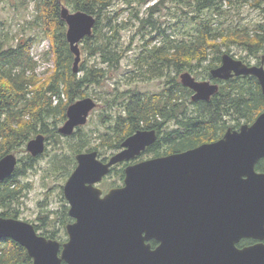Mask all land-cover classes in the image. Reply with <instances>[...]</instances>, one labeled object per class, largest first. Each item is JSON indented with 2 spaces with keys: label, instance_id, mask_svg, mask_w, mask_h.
Wrapping results in <instances>:
<instances>
[{
  "label": "water",
  "instance_id": "95a60500",
  "mask_svg": "<svg viewBox=\"0 0 264 264\" xmlns=\"http://www.w3.org/2000/svg\"><path fill=\"white\" fill-rule=\"evenodd\" d=\"M59 5L74 57L72 71L77 73L80 42L92 34L96 19L82 10L71 11L61 1ZM260 62L246 64L224 52L220 65L209 70L210 77L254 76L264 96V55ZM179 78L192 91V101H208L219 89L218 83L197 80L187 71ZM96 105L91 97L71 103L58 132L73 134L87 122ZM156 139L154 129H139L106 161L96 150L75 155L76 166L63 185L73 221L65 227L67 240L62 244L39 234L27 221L3 216L0 240L19 243L32 264H146L148 238L160 242L155 250L158 260L264 264V245L242 250L234 247L241 237L264 238V172L255 170L257 161L264 157V111L251 124L228 127L213 142L128 164L123 185L103 193L97 184L110 168L135 158ZM26 150L32 157L42 154L44 135L38 133L28 140ZM16 165L15 153L3 155L0 181L9 178ZM258 230L263 232L256 233Z\"/></svg>",
  "mask_w": 264,
  "mask_h": 264
},
{
  "label": "trees",
  "instance_id": "16d2710c",
  "mask_svg": "<svg viewBox=\"0 0 264 264\" xmlns=\"http://www.w3.org/2000/svg\"><path fill=\"white\" fill-rule=\"evenodd\" d=\"M24 1L29 3L28 0ZM32 1L35 14L31 21H27L29 24L26 28H37V32L24 35L15 44H10L7 33L0 28V158L6 153L22 150L34 133L48 135L50 130L46 119L58 115L59 121L65 119L66 107L75 99L84 98L86 87L98 84L107 77L108 71L119 68L125 54L121 31L129 25V20H119L122 12L128 11L130 17L140 23V28L153 27L152 14L163 2L155 0L145 8L147 16H140V9L153 0H123L127 7L119 9L112 17L108 9L114 0ZM59 1L71 11L82 10L96 19L92 34L81 40L80 50L98 61L90 66L81 63L77 73L72 71L74 57L65 36L66 24L60 18ZM175 1L187 4L192 9L193 14L187 19L190 24L188 37L169 38L155 27L157 36L163 37L161 44L154 43L157 37L152 35L136 59L140 71L134 76L162 80L160 90H118L112 99L108 98L107 104L113 107L119 100L120 109L102 134L100 145L74 147V155L92 150L99 155L101 151L98 149L102 145L118 150L122 141L139 129H154L157 133L156 141L143 153H152V157H157L180 152L218 140L228 127L238 129L242 124H251L264 111V96L256 77L246 75L219 80L211 79L209 73L211 68L220 65L222 53H230L233 46L240 47L247 56L261 60L264 55V19L253 24H224L228 11L223 9L222 3H234L237 7L250 4L264 11V0ZM46 39L49 41L47 54L52 59L53 69L46 78L38 79L33 73L27 75V71H33L35 65L30 56V47ZM239 59L249 64L242 57ZM170 69L175 72L173 77L165 73ZM184 71L194 77L202 74L204 79L218 83V91L208 101H192V91L177 79V75ZM62 95L66 99L64 103ZM53 97L59 99L58 104L53 105ZM52 132H56V129ZM27 159L34 161L30 155H27ZM75 163L73 160L74 166ZM124 166V163L112 166L109 174L113 173L123 180ZM60 168L64 169V166ZM255 169L264 171V159H259ZM20 170L16 165L13 174L0 181V208H4L0 216L17 217L9 208L20 196L21 184L17 179ZM115 184L119 186L115 181L110 183ZM106 186L108 188L109 185ZM72 221L68 215V205H65L61 221L63 234L54 228H45L40 234L62 244L67 240L65 227ZM33 225L36 230L40 228ZM0 264H32V259L19 243L12 239H1Z\"/></svg>",
  "mask_w": 264,
  "mask_h": 264
},
{
  "label": "rangeland",
  "instance_id": "374dc122",
  "mask_svg": "<svg viewBox=\"0 0 264 264\" xmlns=\"http://www.w3.org/2000/svg\"><path fill=\"white\" fill-rule=\"evenodd\" d=\"M28 1L29 3L27 4V1L24 0H0V28L7 33L10 44H15L24 35H33L37 32V28H26L29 24L27 21H31L35 14L34 2L32 0ZM162 1L158 6V10L152 14V23L155 25L153 27L148 25L145 28H140V23L134 17H130L131 15H129L128 11L122 12L119 16V20H129V25L121 31V42L125 54L120 61L118 69L108 71L107 77L98 84L85 88L86 95L83 97H91L97 103L96 107L90 112L87 122L80 126L79 130L76 128L74 134L66 136L58 132V127L64 123L66 117L59 121V115L58 117L52 116L45 120L49 124L50 131L47 133L48 135L41 133L45 137V150L42 154L34 157V161L30 162L27 159V155H30V153L26 150L28 141L23 145L22 150L14 152L18 160L17 166L21 169L20 174L17 176L21 189L20 196L10 204L9 210L11 213H16L17 217L14 218L39 225L40 228L36 230L38 233L44 232L45 228H54L59 234H63L64 230H62L61 226L62 215L64 206L68 205L63 195V185L76 166V163L75 166L73 165L75 155L72 150L74 147H79L83 144L86 145V148L100 145L102 134L107 130L110 122L114 120L116 113L120 109L118 107L119 100L113 107H109L107 104L108 98L112 99L118 90L125 91L134 88L148 92L160 90L162 86L160 82L162 80L157 78L147 80L134 76L140 71L136 59L143 49V45L152 35L157 37L154 43L157 45L161 44L163 37L157 36L155 27L157 29L160 28L159 30L164 32L166 37L168 35L169 38H187L190 31V24L187 19L193 14L191 7H188L187 4H178L175 0ZM153 3H155V0L144 5L140 9L139 15L147 16L145 8ZM222 5L223 9L228 11L224 18V24H253L255 21L264 19V11L254 5L245 4L241 7H237L238 5L234 3H222ZM124 7H127V5L123 0H114L108 9V14L113 17L115 12ZM103 21L105 22V18ZM48 50L49 41L47 39L32 44L30 56L35 65L33 71H27V75L33 73L38 79H44L50 74L53 69V62L49 54H47ZM222 50H225V48H222ZM229 54L237 59L242 57L249 64H257L258 61L256 57L247 56L246 52L237 46L231 47ZM96 61L98 59L87 56L86 52L81 50L79 67L83 62L90 66L95 64ZM165 73L170 77L175 74L172 69L167 70ZM179 75L180 73L177 75V79L180 81ZM195 78L197 80L208 79H204L202 74L195 75ZM62 99V103H64L66 99L63 95ZM52 103L53 105L58 104L59 99L53 97ZM25 118L29 119L27 116ZM37 126L39 127V124ZM54 129H56V132H52ZM34 136L35 133L30 138ZM98 151H101L99 158L106 159L117 150H111L107 145H102ZM148 158H152V153L144 152L131 159L130 163ZM61 165L64 166V169L60 168ZM114 181L119 183V186L123 185V180H119L115 174L111 173L103 178L99 186L106 190L111 187H118L116 184L110 185ZM106 185H109L108 188H106ZM2 210L4 208H0V211Z\"/></svg>",
  "mask_w": 264,
  "mask_h": 264
},
{
  "label": "flooded vegetation",
  "instance_id": "af4514ba",
  "mask_svg": "<svg viewBox=\"0 0 264 264\" xmlns=\"http://www.w3.org/2000/svg\"><path fill=\"white\" fill-rule=\"evenodd\" d=\"M261 61V60H260ZM257 64V65H260V62ZM70 105V104H69ZM68 105V106H69ZM90 115V114H89ZM80 127V126H78ZM151 146V145H150ZM149 147V146H148ZM121 148V147H120ZM120 150V149H118ZM117 150V151H118ZM144 151V150H143ZM143 151L141 153H143ZM86 152V151H84ZM140 153V154H141ZM139 154V155H140ZM99 157V155H98ZM137 157V156H136ZM101 159V158H100ZM108 158L106 159H102L104 161H106ZM262 160L264 159L261 158ZM260 159V160H261ZM259 161V160H258ZM257 161V162H258ZM138 162V161H137ZM121 163H124L125 166H127L128 164H132L130 163V160L127 162V161H124V162H121ZM135 163V162H134ZM116 165V164H115ZM114 166V165H113ZM124 166V168H125ZM256 170V169H255ZM258 172H264V171H260V170H256ZM109 174V173H108ZM107 174V175H108ZM105 177V176H104ZM103 177V178H104ZM102 178V180H103ZM101 180V181H102ZM100 181V182H101ZM99 182V183H100ZM99 183L97 184L99 186ZM100 187V186H99ZM102 188V187H101ZM113 188V187H111ZM110 189V188H109ZM108 189V190H109ZM103 190V193H106L108 190L102 188ZM260 232H263V230H258L256 231V233H260ZM145 243H146V246L148 247V251H146V257H147V260H145L144 262H146V264H191L190 262L188 261H181V260H169V259H159L158 260V257L160 256L155 250L160 246V242L154 238H148L145 240ZM256 244H260V245H264V238L263 237H253V236H245V237H241L239 238L237 241L234 242V247L237 249V250H242L244 248H247V247H250V246H253V245H256ZM165 256V255H163ZM211 264H241L240 261H237V260H232V261H226V260H219V261H216L214 263H211Z\"/></svg>",
  "mask_w": 264,
  "mask_h": 264
},
{
  "label": "bare ground",
  "instance_id": "6f19581e",
  "mask_svg": "<svg viewBox=\"0 0 264 264\" xmlns=\"http://www.w3.org/2000/svg\"><path fill=\"white\" fill-rule=\"evenodd\" d=\"M127 23V22H126Z\"/></svg>",
  "mask_w": 264,
  "mask_h": 264
}]
</instances>
